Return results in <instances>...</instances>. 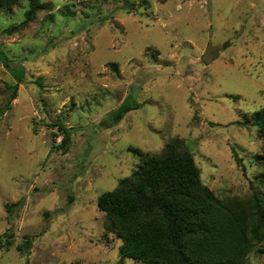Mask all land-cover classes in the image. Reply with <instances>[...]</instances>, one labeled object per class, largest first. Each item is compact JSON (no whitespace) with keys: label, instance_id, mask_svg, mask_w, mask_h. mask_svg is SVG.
Returning <instances> with one entry per match:
<instances>
[{"label":"rangeland","instance_id":"1","mask_svg":"<svg viewBox=\"0 0 264 264\" xmlns=\"http://www.w3.org/2000/svg\"><path fill=\"white\" fill-rule=\"evenodd\" d=\"M41 2L10 36L27 1L0 14V264H139L120 260L96 199L139 163L133 149L157 155L173 138L218 199L249 197L264 0ZM55 121L71 131L65 153ZM254 250L247 264H264V242Z\"/></svg>","mask_w":264,"mask_h":264},{"label":"trees","instance_id":"2","mask_svg":"<svg viewBox=\"0 0 264 264\" xmlns=\"http://www.w3.org/2000/svg\"><path fill=\"white\" fill-rule=\"evenodd\" d=\"M20 1L0 0V14ZM26 1L22 20L6 27L4 35L26 28L45 6L41 0ZM0 60L7 68L6 59ZM16 91L17 84L11 87V99ZM252 119L250 126L262 143V153L256 156L260 173L250 183L249 197L241 200L218 199L201 181L190 147L178 138L171 139L157 155L133 149L139 163L113 190L96 199L104 230L121 242L120 260L132 259L139 264H247L248 254L264 242V108ZM50 126L62 134L61 142L52 148L65 153L71 142L70 128L60 121ZM9 207L12 205H5ZM11 237L0 236V250L11 246ZM29 247L27 240L16 250L22 254ZM254 251L260 253L262 249Z\"/></svg>","mask_w":264,"mask_h":264}]
</instances>
